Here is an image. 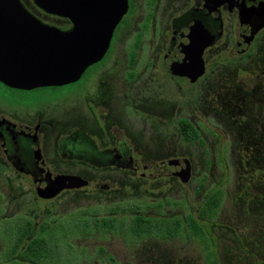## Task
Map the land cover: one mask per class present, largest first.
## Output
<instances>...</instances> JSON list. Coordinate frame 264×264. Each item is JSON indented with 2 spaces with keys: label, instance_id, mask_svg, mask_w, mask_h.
Returning <instances> with one entry per match:
<instances>
[{
  "label": "rangeland",
  "instance_id": "obj_1",
  "mask_svg": "<svg viewBox=\"0 0 264 264\" xmlns=\"http://www.w3.org/2000/svg\"><path fill=\"white\" fill-rule=\"evenodd\" d=\"M24 2L47 22L65 25L63 30H69L72 26L70 22H65L59 17L46 16L35 8L33 0H24ZM188 2L189 0H133V14L131 19L129 18L131 23L116 31L117 42L114 41L113 46L118 45L111 58L119 61L121 65L126 64L128 56L125 48L132 53L140 39L136 34L143 32L141 26L147 23L146 16L153 13L150 29L145 32L142 41L144 49L138 53L139 62L142 60V66L139 63V74H144L148 62L152 61L154 65L146 70L145 77L142 76L129 85L131 92H141L151 81L162 80L157 64L170 46L172 18L181 9L187 7ZM223 50V48L216 49L209 55L207 78L198 88L186 93L184 91H187V87L179 85L176 90L177 118H192L200 132L201 141L187 144L183 141L179 130L176 138L173 136V128L167 132L161 131L162 145L159 147L161 154L174 156L177 160H187L180 165L182 169L186 167L182 175H179V170L178 176L149 181L122 172H111L103 174L104 178L109 176L117 183L109 192H98L88 188L67 191L52 199H40L33 181L15 172L2 152L0 196L3 199V215L10 218L27 215L39 226L46 221H61L60 219L71 212L87 209H96L100 212V217H103L112 206L137 202L143 204L144 213L152 217L194 215L210 235L216 237L222 264H264V247L261 248L259 242H255L262 241L260 237L264 236V201L258 200V195L246 194L247 189L256 182V179H250L248 174L244 173L245 168L239 166L236 130L241 115L235 109L237 106L234 103L238 97L237 105L241 106L239 97L244 98L248 112L250 111L243 118L244 120L247 118V122H256L260 118L264 120V109H262L264 91L260 85L248 86L247 83L242 82L245 79L250 81L251 76L259 70V64L253 58L235 60ZM91 73L87 72L80 85L71 87L21 92L1 86L0 93L3 100L16 104L20 112H23L25 109L23 106H26L36 112L58 108L60 112L73 114L74 104H68L69 100L79 95L83 83L89 79ZM255 90L256 92H253ZM225 100L227 104L224 103ZM256 101L262 102L257 105ZM187 102L191 107L186 105ZM164 110L162 104L161 117L164 116ZM142 121L144 128H147V122ZM142 136L145 138V134ZM50 149L52 148H46L47 151ZM177 164L179 166V161ZM52 165L56 171L76 172L83 174L84 177L92 174L77 164L53 162ZM257 181L259 182L257 186H264L263 180ZM219 189L224 192V200L217 219L201 220L198 214L199 207L207 194ZM167 200L181 204L165 205L163 209H159L157 204ZM249 209L254 217L249 214ZM1 218L0 216V258L5 249L1 235ZM238 236L246 244V250H239L236 239ZM73 243L79 248L88 250V256L80 264H206L205 255L206 253L212 255L214 245L209 239L201 243L195 237L186 236L171 240L149 239L139 245L128 247L122 237L106 238L99 234L89 239H74ZM103 247L106 248L107 254L113 257V263L106 256L100 257L98 249Z\"/></svg>",
  "mask_w": 264,
  "mask_h": 264
},
{
  "label": "flooded vegetation",
  "instance_id": "obj_2",
  "mask_svg": "<svg viewBox=\"0 0 264 264\" xmlns=\"http://www.w3.org/2000/svg\"><path fill=\"white\" fill-rule=\"evenodd\" d=\"M21 1L26 9L43 23L60 29L65 26L47 22L24 0ZM132 2L133 0H129V11L117 26L110 49L104 59L91 66L78 82L63 86L80 85L87 72H92L89 74V79L83 83L79 95L75 96L73 100H69L68 104H74L73 114L60 112L58 108L36 112L26 106H23L25 109L20 112L16 104L13 105L12 102L3 100L0 93V157L3 152L15 172L29 177L34 184L36 177L44 180L47 178L49 181L52 177L79 179V181H72L55 197L67 191L88 188L98 192H109L117 183L109 176L104 178L103 174L111 172H122L149 181L178 176L179 170V175H182L183 169L186 170V167L184 166L182 169L180 165L182 161L186 163L187 160H177L174 156L161 154L159 148L162 145L161 131L167 132L173 128V136L176 138L179 130L184 141L180 122L185 120L195 126L190 117L177 118L176 90L177 86L182 85L187 87V91L184 92L188 93L189 90L198 88L205 81L208 74L209 55L214 50L223 48V51L228 52L230 57L238 61L256 59L259 70L251 76L250 81L245 79L242 82L247 83L248 86L260 85L264 91V0H189L187 7L181 9L172 18L170 46L157 64L162 80L151 81L149 86L142 89L141 92H131L129 85L135 83L138 78L145 77L146 70L151 69L154 65L152 61L148 62L144 74H139V63L142 66V60L139 62L138 53L144 49L142 41L145 38V32L150 29V23L154 18L153 13L146 16L147 23H143L141 26L143 32L136 34L140 39L132 53H129L125 48L128 56L126 64L121 65L118 63L119 61L111 58L118 45L113 46L114 41L117 42L115 40L116 31L120 27L123 29L127 23H131L129 18L131 19L133 14ZM148 4L150 5V3ZM35 8L40 10L36 6ZM40 11L46 16H52ZM61 19L70 22L67 19ZM246 24L254 27L255 30L260 29L256 31L253 42L247 51L239 53L237 44ZM71 29L72 26L69 30ZM209 38L211 43L206 45L207 47L200 56L193 55L185 59L182 70L184 75L174 74L166 68L165 58L167 55H177L179 50L187 44L188 39L191 42L192 39H196V41L199 39L207 43L206 40ZM198 66L202 67L201 71H198L201 72V76L193 80L196 74L193 68ZM120 71L122 74H117ZM1 86L14 91L30 92L11 89L0 82ZM239 100L241 106L237 105L238 97L234 100L237 106L235 109L241 115L236 130L237 159L240 168H245L244 173L248 174L250 179H256V182H253V185L247 189L246 194L249 196L258 195V200L264 201V186H257L258 179L264 181V120L263 118L256 122H247V118L244 120V116L250 111L248 112L244 98L239 97ZM261 102L256 101L257 105ZM224 103L227 104V101L225 100ZM162 104L165 108L163 117L160 116ZM186 105L191 107L189 102ZM262 109L264 108L262 107ZM142 120L147 122V128H144ZM195 128L198 130L196 126ZM142 134H145V138ZM20 148L29 151L27 154L29 162H34L39 157L47 171L44 172L37 165L25 172L17 169L10 162L9 157L15 162L20 161L21 164L24 163L23 161H27L20 156L16 157L15 150ZM35 148L39 151L38 156L35 155ZM46 148L52 149L47 151ZM53 162L77 164L92 174L89 177H84L83 174L76 172L56 171L52 165ZM151 162L152 164H149ZM147 173L159 174V176L151 179ZM37 196L40 198L38 193ZM250 211L249 209V214L254 217L255 215ZM108 236L116 237L111 234H107L105 237ZM260 238L262 241L255 242H259L258 244L262 248L264 247V236ZM207 239L214 244L211 258L215 264H222L216 237L208 235ZM236 239L239 243V250H246V244L241 237L238 236ZM103 249L106 251V248L103 247ZM106 255H109L107 251ZM207 255L208 253L205 255V260L206 264H209Z\"/></svg>",
  "mask_w": 264,
  "mask_h": 264
},
{
  "label": "water",
  "instance_id": "obj_3",
  "mask_svg": "<svg viewBox=\"0 0 264 264\" xmlns=\"http://www.w3.org/2000/svg\"><path fill=\"white\" fill-rule=\"evenodd\" d=\"M33 3L48 15L70 21L72 29L65 31L43 23L26 9L21 0H0V82L15 90L32 91L78 82L91 66L104 59L117 26L129 11V0H33ZM259 29L246 24L237 44L239 53L247 51ZM208 40L206 43L188 39L177 55H167L166 68L174 74L184 75L185 59L200 56L211 43V39ZM193 69L195 80L201 76L198 71L202 67ZM6 152L9 154L8 150ZM28 152L22 148L15 150L16 157L25 160ZM34 152L39 155L36 148ZM37 158L34 162L27 160L21 164L9 157L22 172L36 165L46 172V166ZM147 176L155 179L159 174L147 173ZM34 181L39 197L52 199L79 179L52 177L49 181L36 177Z\"/></svg>",
  "mask_w": 264,
  "mask_h": 264
},
{
  "label": "trees",
  "instance_id": "obj_4",
  "mask_svg": "<svg viewBox=\"0 0 264 264\" xmlns=\"http://www.w3.org/2000/svg\"><path fill=\"white\" fill-rule=\"evenodd\" d=\"M180 129L187 143L200 140L198 130L191 123L181 121ZM223 200L224 192L221 189L207 194L198 209L199 218L216 220ZM175 204L178 206L181 203L167 200L157 206L163 209L165 205ZM143 207L137 202L123 203L110 207L103 217L96 209L74 211L61 221H46L38 226L27 215L13 218L4 216L3 199L0 196L1 235L5 244L0 264H80L88 256V250L79 248L73 240L89 239L95 234L122 237L128 247L149 239L171 240L186 236H194L204 243L210 235L192 214L185 217H152L144 213ZM98 253L100 257L106 256L110 262H114L103 248H99ZM207 257L209 264L215 263L211 255Z\"/></svg>",
  "mask_w": 264,
  "mask_h": 264
}]
</instances>
